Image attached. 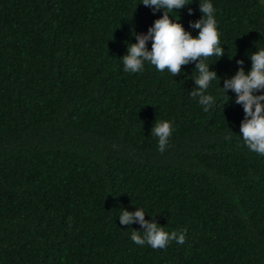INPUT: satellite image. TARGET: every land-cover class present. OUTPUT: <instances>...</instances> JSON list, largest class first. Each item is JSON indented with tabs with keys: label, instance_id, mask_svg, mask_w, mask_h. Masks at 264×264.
I'll use <instances>...</instances> for the list:
<instances>
[{
	"label": "trees",
	"instance_id": "trees-1",
	"mask_svg": "<svg viewBox=\"0 0 264 264\" xmlns=\"http://www.w3.org/2000/svg\"><path fill=\"white\" fill-rule=\"evenodd\" d=\"M188 2L170 15L195 36L200 0ZM211 3L225 52L205 61L218 75L205 112L190 96L194 63L175 77L147 61L124 71L133 33L163 9L0 0V264H264V156L245 145L243 107L222 89L264 47V0ZM157 120L172 125L163 153ZM121 208L185 242L136 244L143 229L122 225Z\"/></svg>",
	"mask_w": 264,
	"mask_h": 264
},
{
	"label": "clouds",
	"instance_id": "clouds-1",
	"mask_svg": "<svg viewBox=\"0 0 264 264\" xmlns=\"http://www.w3.org/2000/svg\"><path fill=\"white\" fill-rule=\"evenodd\" d=\"M142 3L151 7L154 12L160 9L164 11L148 28L147 33H133L136 42L129 43L126 54L121 57L124 71L141 72L147 61L158 71L167 69L175 77L181 73L184 65L194 63L198 75L193 78L195 87L190 91V96L198 98L203 110L209 111L215 101L211 95L206 94V90L218 75L216 71L210 70L205 61L212 56L221 58L225 52L220 44L211 0H200L199 10L202 16L196 21H190V27L198 30L195 36L185 30L179 19L173 20L170 15L174 10L190 3L188 0H142ZM191 12L192 9H189L190 14ZM250 59L251 68L248 71L243 67V59L236 61L240 67L231 78L224 80L222 89L227 101L230 99L227 92L232 90L236 96L235 103L243 107L244 118L240 124V133L245 145L250 151L264 156V47L251 53ZM151 134L158 138V151L163 153L172 135L171 122L157 120ZM119 220L122 225H132L134 221L141 225L143 235L135 229L131 233V240L138 245L147 243L157 249L167 247L170 241L178 244L185 242L183 232L165 231L155 219L146 220L145 212L140 208L135 211L121 208Z\"/></svg>",
	"mask_w": 264,
	"mask_h": 264
}]
</instances>
